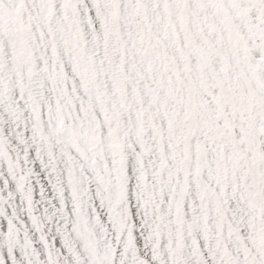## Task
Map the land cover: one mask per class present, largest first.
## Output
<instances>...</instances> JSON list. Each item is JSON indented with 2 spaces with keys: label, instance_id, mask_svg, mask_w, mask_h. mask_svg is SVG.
I'll use <instances>...</instances> for the list:
<instances>
[{
  "label": "snow or ice",
  "instance_id": "1",
  "mask_svg": "<svg viewBox=\"0 0 264 264\" xmlns=\"http://www.w3.org/2000/svg\"><path fill=\"white\" fill-rule=\"evenodd\" d=\"M0 264H264V0H0Z\"/></svg>",
  "mask_w": 264,
  "mask_h": 264
}]
</instances>
